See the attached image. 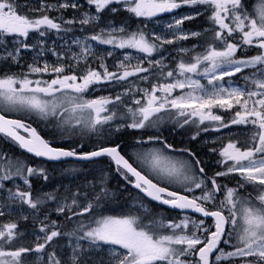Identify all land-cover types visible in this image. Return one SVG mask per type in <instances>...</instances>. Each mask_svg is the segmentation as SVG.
<instances>
[{
    "label": "snow or ice",
    "instance_id": "1",
    "mask_svg": "<svg viewBox=\"0 0 264 264\" xmlns=\"http://www.w3.org/2000/svg\"><path fill=\"white\" fill-rule=\"evenodd\" d=\"M0 141V264H264V0H0Z\"/></svg>",
    "mask_w": 264,
    "mask_h": 264
},
{
    "label": "trees",
    "instance_id": "2",
    "mask_svg": "<svg viewBox=\"0 0 264 264\" xmlns=\"http://www.w3.org/2000/svg\"><path fill=\"white\" fill-rule=\"evenodd\" d=\"M192 26H193V28H199L200 27V25L199 24H197L196 22H192ZM41 127H42V125H41ZM4 145H3V142L2 141H0V147H3ZM15 151L16 152H19L20 150L19 149H15ZM51 178H62L60 175H59V173L57 172V173H54L53 175H52V177ZM231 186V185H230ZM165 215H167V213H165Z\"/></svg>",
    "mask_w": 264,
    "mask_h": 264
},
{
    "label": "rangeland",
    "instance_id": "3",
    "mask_svg": "<svg viewBox=\"0 0 264 264\" xmlns=\"http://www.w3.org/2000/svg\"><path fill=\"white\" fill-rule=\"evenodd\" d=\"M188 42H189V41H186V42H183V43L188 44ZM62 181H63V182H67V181H65L64 178L62 177V178H59V179H57V178H55V179H51V180L49 181L48 184H52V183L54 182V183H56V184H55L53 187H56V186H58L59 183H61ZM53 187H52V188H53Z\"/></svg>",
    "mask_w": 264,
    "mask_h": 264
},
{
    "label": "bare ground",
    "instance_id": "4",
    "mask_svg": "<svg viewBox=\"0 0 264 264\" xmlns=\"http://www.w3.org/2000/svg\"><path fill=\"white\" fill-rule=\"evenodd\" d=\"M53 184H54V182H53ZM52 184V185H53ZM56 184V183H55ZM113 185L115 186V180H113ZM41 187H43L44 188V190H51L52 189V187H49V186H43V185H41Z\"/></svg>",
    "mask_w": 264,
    "mask_h": 264
},
{
    "label": "flooded vegetation",
    "instance_id": "5",
    "mask_svg": "<svg viewBox=\"0 0 264 264\" xmlns=\"http://www.w3.org/2000/svg\"><path fill=\"white\" fill-rule=\"evenodd\" d=\"M120 203L122 204V203H123V201H120ZM113 207H118V205H113Z\"/></svg>",
    "mask_w": 264,
    "mask_h": 264
}]
</instances>
